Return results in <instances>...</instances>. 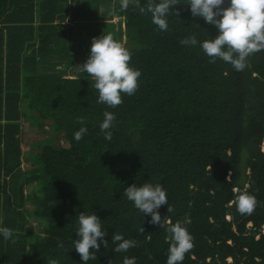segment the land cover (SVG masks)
Here are the masks:
<instances>
[{
  "label": "trees",
  "instance_id": "1",
  "mask_svg": "<svg viewBox=\"0 0 264 264\" xmlns=\"http://www.w3.org/2000/svg\"><path fill=\"white\" fill-rule=\"evenodd\" d=\"M147 2L129 0L124 9L112 1L124 20L117 35L141 72L134 94L122 93L112 108L97 103L87 73L67 78L56 69L76 63L82 24L94 28L90 39L97 35L99 0H0V221L14 230L13 239L0 238V264H81L72 239L79 214L91 211L109 243L88 264H122L125 256L165 264L166 229L177 221L194 245L182 264H264V50L240 72L210 62L199 45L180 43L217 34L191 15L187 0L174 6L177 15L170 10L167 31L140 12ZM105 111L115 113L110 141L99 128ZM79 117L88 131L77 142ZM26 122L47 137L23 144ZM144 183L166 190L172 211L158 209L161 227L123 195ZM237 190L255 196L251 214L237 211ZM27 217L39 222L37 233L25 230ZM113 232L136 246L114 252Z\"/></svg>",
  "mask_w": 264,
  "mask_h": 264
},
{
  "label": "clouds",
  "instance_id": "2",
  "mask_svg": "<svg viewBox=\"0 0 264 264\" xmlns=\"http://www.w3.org/2000/svg\"><path fill=\"white\" fill-rule=\"evenodd\" d=\"M129 0H121V8L128 7ZM179 0H148L146 7L140 12L150 14L152 23L160 31L168 30L167 16ZM187 0L185 5L192 16L203 18L206 24L215 27L217 34L211 39L198 41L195 35H189L180 40L181 45L199 47L204 54L215 62L217 58L231 64L237 72L247 67L248 57L264 50V0ZM175 11V10H174ZM176 13V11H175ZM177 15V13H176ZM131 52L129 48L116 41L111 34H102L93 37L90 43L89 55L82 65V69L93 80L94 88L98 93L97 103L109 107H116L122 103L121 94L133 95L138 87L139 69L130 66ZM99 128L106 140L112 139L115 113L105 111ZM81 124L75 131L73 138L79 142L88 129L84 126V118L79 117ZM123 195L133 203L141 214L150 216L149 223L161 225V216L158 209L167 204V211L172 208L168 205L167 193L159 183L153 185L131 184L124 188ZM233 203L240 214H251L257 205L254 195L247 191L237 190ZM101 219L91 211L90 214L81 212L77 218L75 233L78 239H72V248L79 254L81 264H88L89 260H97L96 253L100 246L106 247L108 241L104 239L106 232L102 230ZM143 232V228H140ZM166 231L170 241L167 249L165 264H182L185 253L193 248V237L184 223L177 221L169 224ZM0 238L5 241L14 238V230L2 226L0 221ZM99 241V242H98ZM111 242L115 244L114 252H127L136 246L134 239H125L122 233L113 232ZM63 247V244H58ZM91 249V251H90ZM48 264H58L53 259ZM122 264H136L135 257L125 256Z\"/></svg>",
  "mask_w": 264,
  "mask_h": 264
},
{
  "label": "rangeland",
  "instance_id": "3",
  "mask_svg": "<svg viewBox=\"0 0 264 264\" xmlns=\"http://www.w3.org/2000/svg\"><path fill=\"white\" fill-rule=\"evenodd\" d=\"M112 1L110 2V4H102V6H99V10L100 11H106V12H110V10L112 9ZM100 2V1H99ZM106 18H108L107 15H105ZM112 22V23H110ZM98 23V32L97 35L95 37H98L100 35L104 34H111L113 36V38L124 44L125 43V38H123L124 36H122V38H119L117 35V28L120 27L121 30H123L124 28V20L123 18H118L113 16L112 20H107V22L105 20L101 21V22H97ZM84 28L83 30H85V34H82L81 37L83 38V43H84V48H81V51L79 54H77V60L76 63L68 69V71H64L62 73V70H59L58 72L61 73L62 75L65 76H71L72 78H77L79 77V73H83L84 70L82 69V65L85 62V60L87 59L88 55H89V49H90V43H91V32H93L92 26L91 24H82ZM121 39V40H119ZM44 65L47 64L46 61H44L43 63ZM40 67V65H39ZM64 70V69H63ZM22 133L20 138H22L23 144H29L32 141H38V140H43L47 137V134H43L42 132H40V130L37 127V124H33L32 122H26L22 124V129H21ZM55 143L60 144L61 146H67V144L62 141L59 140L58 138L55 139L54 138ZM261 151L264 152V139L261 142ZM21 168L22 170H26L27 169V164L22 162L21 163ZM32 188L28 187V186H24V193L30 192ZM26 208L29 210L30 207L26 206ZM27 223H26V227L25 230L27 231V233H37L39 230V222H37L33 217H27ZM247 226H250V224H247Z\"/></svg>",
  "mask_w": 264,
  "mask_h": 264
},
{
  "label": "crops",
  "instance_id": "4",
  "mask_svg": "<svg viewBox=\"0 0 264 264\" xmlns=\"http://www.w3.org/2000/svg\"><path fill=\"white\" fill-rule=\"evenodd\" d=\"M99 6H102V4H110L111 0H99ZM113 10L111 9L110 12H106V11H100L99 10V13H100V17L105 20L107 22V20H112L113 16H115L112 12ZM105 15L108 16V18L105 17ZM116 17V16H115ZM101 20V21H103ZM112 23V22H110ZM82 32L85 34V30H82ZM99 37V36H98ZM124 38V37H123ZM71 68V67H66L65 65H60L58 67H56V69L59 71V70H62V72H66L68 71V69ZM64 69V70H63ZM67 78H72L71 76H68Z\"/></svg>",
  "mask_w": 264,
  "mask_h": 264
}]
</instances>
